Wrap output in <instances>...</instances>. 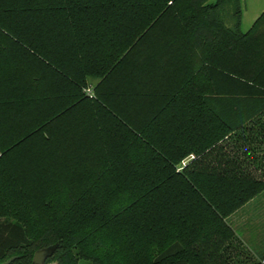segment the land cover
Instances as JSON below:
<instances>
[{
  "label": "trees",
  "instance_id": "16d2710c",
  "mask_svg": "<svg viewBox=\"0 0 264 264\" xmlns=\"http://www.w3.org/2000/svg\"><path fill=\"white\" fill-rule=\"evenodd\" d=\"M0 0V264H264V11Z\"/></svg>",
  "mask_w": 264,
  "mask_h": 264
},
{
  "label": "rangeland",
  "instance_id": "374dc122",
  "mask_svg": "<svg viewBox=\"0 0 264 264\" xmlns=\"http://www.w3.org/2000/svg\"><path fill=\"white\" fill-rule=\"evenodd\" d=\"M215 0H210L213 3ZM259 0H241V32L251 29L262 11ZM237 237L253 255L257 254L264 244V193L246 204L229 221ZM264 246V245H262ZM49 264H56L54 262Z\"/></svg>",
  "mask_w": 264,
  "mask_h": 264
},
{
  "label": "water",
  "instance_id": "95a60500",
  "mask_svg": "<svg viewBox=\"0 0 264 264\" xmlns=\"http://www.w3.org/2000/svg\"><path fill=\"white\" fill-rule=\"evenodd\" d=\"M56 245L53 247H49L46 249L39 250L34 253L32 264H45L46 261L53 255L55 251ZM13 261V259H10L2 264H9Z\"/></svg>",
  "mask_w": 264,
  "mask_h": 264
},
{
  "label": "crops",
  "instance_id": "0c3cea01",
  "mask_svg": "<svg viewBox=\"0 0 264 264\" xmlns=\"http://www.w3.org/2000/svg\"><path fill=\"white\" fill-rule=\"evenodd\" d=\"M259 6H261L260 10H264V0H259V3H258Z\"/></svg>",
  "mask_w": 264,
  "mask_h": 264
}]
</instances>
